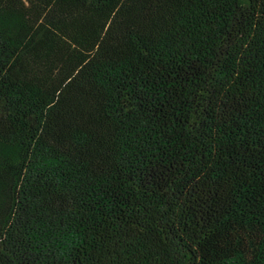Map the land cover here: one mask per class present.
<instances>
[{"label":"trees","instance_id":"trees-1","mask_svg":"<svg viewBox=\"0 0 264 264\" xmlns=\"http://www.w3.org/2000/svg\"><path fill=\"white\" fill-rule=\"evenodd\" d=\"M0 264H264V0H0Z\"/></svg>","mask_w":264,"mask_h":264}]
</instances>
